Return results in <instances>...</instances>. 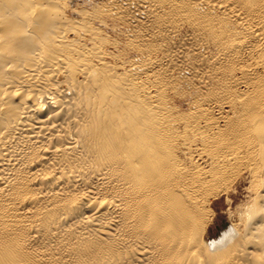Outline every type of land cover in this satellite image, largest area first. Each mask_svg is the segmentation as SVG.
<instances>
[{
	"label": "bare ground",
	"instance_id": "1",
	"mask_svg": "<svg viewBox=\"0 0 264 264\" xmlns=\"http://www.w3.org/2000/svg\"><path fill=\"white\" fill-rule=\"evenodd\" d=\"M96 3L0 0V264H264V0Z\"/></svg>",
	"mask_w": 264,
	"mask_h": 264
},
{
	"label": "rangeland",
	"instance_id": "2",
	"mask_svg": "<svg viewBox=\"0 0 264 264\" xmlns=\"http://www.w3.org/2000/svg\"><path fill=\"white\" fill-rule=\"evenodd\" d=\"M101 1L102 0H71V2H74V4H76L78 6L82 5V6H90V7H93L94 5H96L97 4L96 2H98V4H99V2H101ZM118 32L119 31H117V30H116V32H113V34H115L114 37L116 35H117L116 37H120V35H121L120 33L121 32H119V33ZM176 99H177L176 105L179 106V109H187L189 107V105H188L189 104V102H188L189 100L188 99H186V98H183V99L176 98ZM244 177L245 178L240 179L239 181H237V183L235 184L234 188H232V190L230 192L223 193L222 195H220L219 197H217L214 200L215 215L213 217V220L210 223L211 226L209 225L210 236L217 237V236H219V234L222 233V231H224L228 227V225L230 226L235 221L231 217V212L230 211L235 210L237 208V205L239 206V204L240 205L243 204L242 202H246V198L247 199L249 198V192H248V185H249V181L248 180L249 179H248L246 174H245ZM218 198H219V200H217ZM231 199H232V201H231Z\"/></svg>",
	"mask_w": 264,
	"mask_h": 264
}]
</instances>
